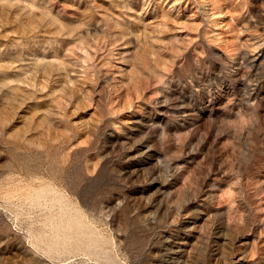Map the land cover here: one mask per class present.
<instances>
[{
	"label": "rangeland",
	"instance_id": "obj_1",
	"mask_svg": "<svg viewBox=\"0 0 264 264\" xmlns=\"http://www.w3.org/2000/svg\"><path fill=\"white\" fill-rule=\"evenodd\" d=\"M0 264H264V0H0Z\"/></svg>",
	"mask_w": 264,
	"mask_h": 264
}]
</instances>
